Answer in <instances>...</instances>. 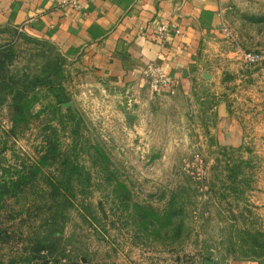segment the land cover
<instances>
[{"label":"rangeland","instance_id":"obj_1","mask_svg":"<svg viewBox=\"0 0 264 264\" xmlns=\"http://www.w3.org/2000/svg\"><path fill=\"white\" fill-rule=\"evenodd\" d=\"M225 30L147 107L0 30V264H264V0Z\"/></svg>","mask_w":264,"mask_h":264},{"label":"crops","instance_id":"obj_2","mask_svg":"<svg viewBox=\"0 0 264 264\" xmlns=\"http://www.w3.org/2000/svg\"><path fill=\"white\" fill-rule=\"evenodd\" d=\"M234 3L0 0V30L22 31L48 43L120 96L130 93L140 107L157 106L144 76L146 67L155 63L182 85L197 83L199 75L209 79L205 69L214 65L216 47L227 37L225 28ZM162 25L169 30L166 38L159 33ZM184 87H179V92L187 95L190 89ZM167 103L171 108L175 97L170 96Z\"/></svg>","mask_w":264,"mask_h":264},{"label":"built area","instance_id":"obj_3","mask_svg":"<svg viewBox=\"0 0 264 264\" xmlns=\"http://www.w3.org/2000/svg\"><path fill=\"white\" fill-rule=\"evenodd\" d=\"M68 0H62L63 3H66ZM161 38H166L169 35V30L166 25H162L159 29ZM246 61L249 64H256L262 58V55L257 52H248L244 55ZM144 76L148 81L151 88L157 92L161 93L173 85L176 81L168 76L163 69L155 63L149 64L145 71Z\"/></svg>","mask_w":264,"mask_h":264},{"label":"water","instance_id":"obj_4","mask_svg":"<svg viewBox=\"0 0 264 264\" xmlns=\"http://www.w3.org/2000/svg\"><path fill=\"white\" fill-rule=\"evenodd\" d=\"M225 107H226L225 105L222 106V108H221V115L224 114V112H225Z\"/></svg>","mask_w":264,"mask_h":264}]
</instances>
